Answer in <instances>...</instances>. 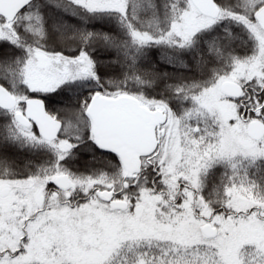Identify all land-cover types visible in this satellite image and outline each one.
<instances>
[{"label":"snow or ice","instance_id":"snow-or-ice-1","mask_svg":"<svg viewBox=\"0 0 264 264\" xmlns=\"http://www.w3.org/2000/svg\"><path fill=\"white\" fill-rule=\"evenodd\" d=\"M0 264H264V0H0Z\"/></svg>","mask_w":264,"mask_h":264}]
</instances>
